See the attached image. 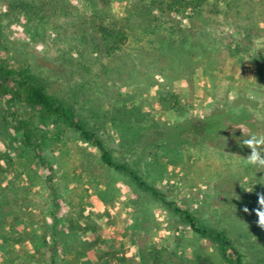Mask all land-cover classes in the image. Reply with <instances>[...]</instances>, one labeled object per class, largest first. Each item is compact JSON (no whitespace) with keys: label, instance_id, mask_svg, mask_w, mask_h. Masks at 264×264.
<instances>
[{"label":"trees","instance_id":"16d2710c","mask_svg":"<svg viewBox=\"0 0 264 264\" xmlns=\"http://www.w3.org/2000/svg\"><path fill=\"white\" fill-rule=\"evenodd\" d=\"M116 4H122V10ZM47 14L60 18L53 28L71 35L57 33L62 39L58 43L65 44L55 50L61 62L57 66L64 69L61 80L68 77L71 82L68 97L49 94L25 60L8 65L0 58V98L79 132L81 140L99 149L107 167L127 179L133 192L159 201L195 235L211 241L222 264H264V200L243 201L242 208L253 207L237 210L242 217L230 220L232 224L225 220L220 228L202 226L199 214L179 209L129 164L113 162L103 140L109 122L121 148L132 151L134 144H140L142 154L136 164L154 173V182L165 172L158 155L179 166L184 165L181 156L198 149L207 156L206 168L217 176H236L243 168L251 174V165L243 157L247 148L243 140L262 137L256 122L264 121V0H9V26L22 22L32 40H44L47 28H52ZM195 75L212 87L223 82L225 89L222 97H212L199 111L184 105L186 98L174 85L184 79L193 83ZM79 93H85L83 108L90 114L89 124L75 110ZM170 111L178 118L168 123L158 122L152 114ZM32 120L29 115L15 127L26 142L35 129ZM39 144L47 147L50 142ZM214 157L227 158L228 163L219 167L210 161ZM253 176L260 184L256 189H264V169ZM106 186V192L112 193ZM30 201L26 196L24 206ZM10 213L15 216L14 209ZM242 245L251 251L243 252ZM167 254L153 249L140 259L142 264H183L182 258L174 262L175 254ZM17 257H10L9 264ZM214 259L193 253L185 261L216 264ZM80 264L107 263L85 260Z\"/></svg>","mask_w":264,"mask_h":264},{"label":"rangeland","instance_id":"374dc122","mask_svg":"<svg viewBox=\"0 0 264 264\" xmlns=\"http://www.w3.org/2000/svg\"><path fill=\"white\" fill-rule=\"evenodd\" d=\"M116 6L122 10V4ZM77 7L84 11L81 3H77ZM49 18V27L60 20ZM57 33L60 31L56 28H47L44 40H32L22 22L9 26V0H0V58L8 65L25 60L26 67L42 78L49 94L65 99L71 82L68 77L61 80L64 69L57 66L61 62L56 60L55 50L65 43H58L62 39ZM60 34L64 37L70 32ZM51 62L53 67L47 64ZM193 81L189 83L184 79L174 84L186 98L185 106L192 105L199 111L202 105L211 103L212 97L223 96V82H214L215 89L212 90L214 86L201 75H195ZM76 96L75 110L80 119L89 124L90 114L83 108L85 93ZM152 114L160 123L178 118L174 111ZM29 115L35 129L30 141L26 142L15 127L18 120L27 119ZM0 120V264H9L14 255L18 257L12 264H80L85 260L142 264L141 254L153 249L163 250L165 256L168 252L173 253L176 259L173 256L171 260L177 262V258H182L183 264H191L185 260L192 259L193 253L214 256L216 264H222L214 254L211 241L195 235L180 217L166 210L159 201L152 202L146 194L140 196L133 192L127 179L107 167L101 161L99 149L81 140L79 132L54 118L40 119L33 111L9 104L4 98H0ZM256 124V131L262 137L243 140L247 146L243 157L250 163L252 173L243 168L236 176L212 173L206 168L204 150L198 149L181 156L184 165L179 166H171L158 155L165 172L154 182V173L140 163L136 164L142 154L140 144H134L132 151L121 148V139L112 132L109 122L107 133L102 137L113 162L129 164L147 182L154 183L168 201L179 209L199 214L202 226L216 229L225 220L232 224L230 220L241 218L242 214H236V211L252 206L242 208L246 199L264 200V189H256L260 184L253 176L264 169L263 119ZM42 140L50 144L40 147ZM216 159L210 161L219 167L228 163L227 158ZM220 172H224L223 166ZM33 175L38 177L33 179ZM105 184L110 186L112 193L106 192ZM89 193L107 211L106 223L103 227L97 226L99 233L92 228L93 224L88 225L93 218L103 217L97 207L89 204ZM100 194H104L101 200ZM26 196L31 198L28 206L23 204ZM11 209L15 210V216L10 213ZM241 247L243 252L251 251L245 245Z\"/></svg>","mask_w":264,"mask_h":264},{"label":"crops","instance_id":"0c3cea01","mask_svg":"<svg viewBox=\"0 0 264 264\" xmlns=\"http://www.w3.org/2000/svg\"><path fill=\"white\" fill-rule=\"evenodd\" d=\"M101 185H103V184H101ZM100 185V186H101ZM106 184H105V189H106ZM102 189V188H101ZM104 192V191H103ZM89 195H91V193H89ZM100 199L99 200H101V198L104 196V194L102 195V194H100ZM99 197V196H98ZM94 197L92 198V195L91 196H89V204H91V206L92 205H94L95 207H97L98 209H99V213L103 216L102 218H100L99 220H96V219H92L91 221H89V223H88V225H90V224H93V229L95 230V231H97V233H99L100 232V227H97V226H101V227H103V225L106 223L105 222V220H107L106 218V215H107V211H104L103 209H104V207H103V205H100L99 206V203H97L96 201H94ZM88 200V199H87ZM106 214V215H105ZM91 228V229H92ZM105 229V228H104Z\"/></svg>","mask_w":264,"mask_h":264}]
</instances>
